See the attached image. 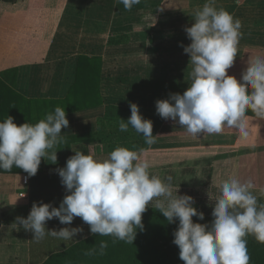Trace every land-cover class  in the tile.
<instances>
[{
  "label": "crops",
  "instance_id": "crops-1",
  "mask_svg": "<svg viewBox=\"0 0 264 264\" xmlns=\"http://www.w3.org/2000/svg\"><path fill=\"white\" fill-rule=\"evenodd\" d=\"M206 2L140 0L131 10L119 0L0 2V74L9 72L0 76V122L11 116L17 126L36 124L38 101L67 96L79 57L88 58L84 64L100 59L98 90L103 101L95 108L68 114L69 126L61 133L62 137L96 134L95 144L74 143L57 150V162L43 159L42 170L35 176L15 167L10 172L0 170V224L4 225L0 264H41L51 254L92 235L80 217L71 225H62L56 218L46 222L49 230L82 228L74 240L45 236L36 242L31 232L18 230L13 223L17 217L27 218L34 202L59 207L67 193L57 169L66 165L73 151L90 152L98 160L118 146L137 151L144 138L131 126L126 132L119 130V118L127 122L131 115L130 102L138 105L144 119L160 123L153 134L158 136L155 143L142 153L151 174L162 180L171 176L178 194L193 197L194 205L211 213L208 216L221 182L233 176L241 182L251 180L258 205L264 204V119L248 116L246 139L227 127L219 134L194 137L156 113L157 100L182 95L191 83L190 57L180 45L191 43L184 29L194 24V10ZM215 7L241 21L237 56L227 70L241 81L248 63L264 59V0H215ZM116 36H125V41L109 46V38ZM51 64V79L45 87L43 72Z\"/></svg>",
  "mask_w": 264,
  "mask_h": 264
},
{
  "label": "clouds",
  "instance_id": "clouds-1",
  "mask_svg": "<svg viewBox=\"0 0 264 264\" xmlns=\"http://www.w3.org/2000/svg\"><path fill=\"white\" fill-rule=\"evenodd\" d=\"M119 2L131 10L140 0ZM192 19L194 24L184 29L191 43L180 45L190 57L191 83L182 95L169 94L168 99L157 100L156 113L175 121L194 137L219 134L227 127L236 129L239 139H246V113L251 110L256 118L264 119V59L248 63L241 81L229 76L227 70L237 56L241 21L215 7V0L195 9ZM129 107L131 115L127 122L119 118V130L126 132L131 126L151 146L158 137L153 135L152 121L143 118L137 104L130 102ZM68 126L65 109L59 106L36 124L17 126L14 118L7 116L0 122V170L10 172L15 167L35 176L42 158L55 164L54 148L64 143L61 133ZM145 151L118 146L103 160L90 152L73 151L66 165L57 169L67 193L59 207L34 202L27 218L17 217L13 224L18 230L22 227L31 232L36 242L45 236L74 240L82 228L49 230L46 222L56 218L62 225H71L80 217L91 234L132 244L137 229L143 230L142 214L154 202L155 210L168 223L179 221L173 244L184 264H249L246 237L251 235L264 243V204L258 205L252 181L241 182L234 176L222 181L211 224L194 223L193 217L205 219L194 207V198L179 195L171 176L162 180L151 174L150 164L142 156ZM3 229L0 224V231ZM107 247V241H100L99 254L104 255ZM95 250L93 247L86 254Z\"/></svg>",
  "mask_w": 264,
  "mask_h": 264
},
{
  "label": "trees",
  "instance_id": "trees-1",
  "mask_svg": "<svg viewBox=\"0 0 264 264\" xmlns=\"http://www.w3.org/2000/svg\"><path fill=\"white\" fill-rule=\"evenodd\" d=\"M14 3L17 0H0V2ZM125 41V36L110 37L108 45H119ZM88 58L79 57L76 65V77L67 96L57 100L38 101V122L44 119L47 113L54 111L59 106L65 109L66 115L95 108L103 104L98 90L100 76V59H95L94 64H84ZM53 64L45 66L43 72V82L45 87L49 85ZM9 72H2L4 77ZM35 102V101H34ZM247 116L255 117L249 110ZM36 115H34L35 118ZM256 118V117H255ZM37 119H34V122ZM31 121V119L29 120ZM160 123L153 124V134L159 128ZM64 143L58 144L54 151L66 150L74 143L95 144L98 141L96 134H84L70 137H63ZM147 147L144 140L137 147V151ZM52 151V150H50ZM43 158L38 168L42 170ZM3 171V170H2ZM4 172V171H3ZM198 211L202 212L196 205ZM204 214V213H203ZM205 219L199 220L193 217L194 223L211 224L213 217L204 214ZM179 221L168 223L166 218L155 208L147 207L142 214L143 230L137 229L136 238L133 243H125L113 236L91 235L81 240L69 248L51 254L41 264H184L179 259V248L173 244V232L176 230ZM247 239V250L250 256L249 264H264V243L258 242L253 236ZM100 241H107L108 247L105 254H99ZM93 247L95 252L88 253Z\"/></svg>",
  "mask_w": 264,
  "mask_h": 264
},
{
  "label": "rangeland",
  "instance_id": "rangeland-1",
  "mask_svg": "<svg viewBox=\"0 0 264 264\" xmlns=\"http://www.w3.org/2000/svg\"><path fill=\"white\" fill-rule=\"evenodd\" d=\"M144 140V139H143ZM142 141V140H141ZM140 144L138 143L137 144V146H136V148L139 146ZM130 148V150H132V148L131 147H129ZM203 213H205V214H207V215H210L211 213L209 212V211H205V210H201Z\"/></svg>",
  "mask_w": 264,
  "mask_h": 264
}]
</instances>
